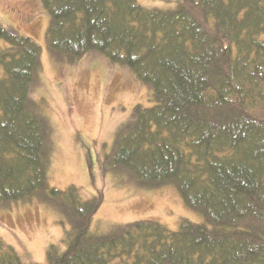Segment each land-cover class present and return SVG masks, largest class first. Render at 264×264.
Segmentation results:
<instances>
[{"label": "trees", "instance_id": "1", "mask_svg": "<svg viewBox=\"0 0 264 264\" xmlns=\"http://www.w3.org/2000/svg\"><path fill=\"white\" fill-rule=\"evenodd\" d=\"M56 59L97 52L152 91L103 159L146 189L171 185L204 221L91 230L99 201L49 183L51 125L31 95L41 47L0 23V206L36 200L69 228L45 261L0 239V264H264V0H40Z\"/></svg>", "mask_w": 264, "mask_h": 264}, {"label": "rangeland", "instance_id": "2", "mask_svg": "<svg viewBox=\"0 0 264 264\" xmlns=\"http://www.w3.org/2000/svg\"><path fill=\"white\" fill-rule=\"evenodd\" d=\"M145 7H174L177 0H137ZM0 23L32 38L41 47L42 66L32 97L51 125L52 187L81 189L84 199L96 197L91 230L106 232L114 224L153 219L171 230L181 219L194 223L202 215L186 207L171 186L146 189L122 174L107 172L103 159L113 145L118 126L133 106L153 104L150 87L127 66L89 52L68 62L56 59L45 43L49 15L40 0H0ZM60 214L36 200L0 206V239L25 261L43 263L47 247L58 244L69 228Z\"/></svg>", "mask_w": 264, "mask_h": 264}]
</instances>
